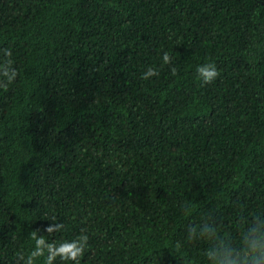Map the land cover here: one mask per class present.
<instances>
[{"label": "trees", "instance_id": "trees-1", "mask_svg": "<svg viewBox=\"0 0 264 264\" xmlns=\"http://www.w3.org/2000/svg\"><path fill=\"white\" fill-rule=\"evenodd\" d=\"M4 48L0 264L81 229L80 264H208L189 226L264 214V0H0Z\"/></svg>", "mask_w": 264, "mask_h": 264}, {"label": "clouds", "instance_id": "clouds-1", "mask_svg": "<svg viewBox=\"0 0 264 264\" xmlns=\"http://www.w3.org/2000/svg\"><path fill=\"white\" fill-rule=\"evenodd\" d=\"M0 90H7L14 83L18 70L12 60V52L8 48L0 49ZM164 64L171 62V57L167 52L163 53ZM176 68H171V73L176 75ZM197 79L201 86L212 83L220 75L214 62H207L197 66ZM159 72L148 67L142 74V79H149L158 76ZM47 225L44 231L51 235L59 232L63 223L57 221L55 216ZM243 229L240 233V244L237 246L229 238L219 234L216 221L212 218L202 223L199 227L189 226L187 234L189 239H204L209 242V247L205 252L208 264H264V214H256L250 218H242ZM38 230H32L30 237L34 241L33 249L25 255L23 252L17 253L15 264H36L38 258H44V264H55L57 258L63 262L80 264L88 248L89 237L84 229L81 234L71 240H63L59 243L49 242L44 235H38Z\"/></svg>", "mask_w": 264, "mask_h": 264}]
</instances>
